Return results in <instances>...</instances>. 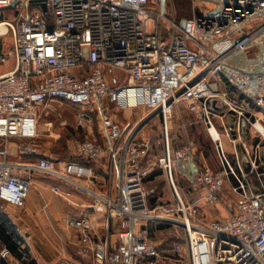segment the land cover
<instances>
[{
    "label": "built area",
    "instance_id": "built-area-1",
    "mask_svg": "<svg viewBox=\"0 0 264 264\" xmlns=\"http://www.w3.org/2000/svg\"><path fill=\"white\" fill-rule=\"evenodd\" d=\"M34 1L0 0V64L13 61L0 75V140L20 139L21 155L37 154L26 141L45 132L43 113L61 103L78 110V126L99 121L104 142L79 141L68 160L17 164L0 147L4 219L8 206L26 207L35 174L56 180L52 192L72 204L73 192L61 183L93 197L80 216L65 219L79 233L80 260L69 259L65 250L54 263H22L164 264L150 237V224L165 219L157 214L163 211L183 226L190 264H264V0H192V16L182 19L170 13V0ZM43 5L46 12L37 9ZM8 10L12 18L4 17ZM9 34L13 45L5 49ZM181 106L212 139L218 170L199 162L195 141L172 148V121ZM142 108L148 113L140 120H118ZM156 118L165 151L152 158L142 127ZM157 171L167 175L177 211L150 207L156 190L146 181ZM178 175L206 206L224 200L226 216L198 222V201H183ZM107 178L111 188L99 192L82 183ZM225 187L231 196L223 199ZM177 214L182 221L171 217ZM183 246L174 247L180 257ZM11 255L4 248L2 257Z\"/></svg>",
    "mask_w": 264,
    "mask_h": 264
},
{
    "label": "rangeland",
    "instance_id": "rangeland-1",
    "mask_svg": "<svg viewBox=\"0 0 264 264\" xmlns=\"http://www.w3.org/2000/svg\"><path fill=\"white\" fill-rule=\"evenodd\" d=\"M193 4L192 0H170L169 10L177 19L187 18L193 14ZM37 7L38 10H43L41 7ZM14 14V11L8 10L4 13V17L12 18ZM2 45L5 49L12 47V34L3 38ZM12 66L13 61L5 65L0 64V74ZM133 113L135 116H132V114L130 119H128V117L127 119H122V117H120L118 120L120 122H126L128 120L137 121L143 118L148 113V110L142 108ZM77 114L78 110L69 105L61 103L53 105L52 110L44 112L40 120V124L44 126L43 128L46 130L50 129V131L46 132L45 130V132L35 140L33 145L39 149L41 148L39 146H42L47 152L46 155L64 161L70 159V157L74 155V147L77 142L86 140L99 141L101 139V141H104L101 135V125L99 121L96 120L91 125L81 127L78 126ZM126 114L127 113L123 115ZM228 122L229 125L233 124L234 120L232 116H229ZM49 124L52 125L51 128L48 126ZM216 124L220 129L217 121ZM142 129V135L152 142V158L161 156L165 151V137L161 120L159 118L149 120ZM189 141H195L198 148V160L201 164L219 169L214 143L205 127L199 122H196L193 115H191L185 107L181 106L176 108L174 113L171 130V146L174 150H178ZM242 156L244 158L243 153ZM37 180H39L41 184H38L39 186L36 188L33 185L34 188L32 190L36 194L34 200L37 199L40 203L37 211H40L43 215L45 213L50 217L52 222L54 221L53 227L49 229L51 234H49L47 230H43L42 241L37 242L35 236L36 233L40 231L37 222L33 219H27V207L25 209H16L15 217L12 218L11 215L10 217L8 215L6 225L4 228H0V264H23L22 259H26V263L37 261L45 262L47 261L45 258H52L55 254H59L61 258L64 254L63 252L69 245L74 249L78 247L80 238L79 233L76 229L68 227L65 219L70 214L80 216L84 212L85 208L83 207L90 205L93 200L92 195L86 191H76L71 185L61 183L60 185L63 189L73 192L74 196L71 200L75 204H72L64 198L56 196L52 192L51 187L55 182L53 178L40 175L37 177ZM175 181L180 195L187 205H194V203L198 201L197 206L200 211L199 215L196 217L198 222L201 224H208L213 220L223 219V217L226 216L224 200L218 204L206 206L203 201L199 200V194L189 189V183L184 177L178 175L175 177ZM109 182V178H107L105 182H95L94 185H89L86 182L82 183L91 191L99 192L100 190L111 188ZM146 186L148 189L156 190L149 202L152 209L157 206H165L170 209H176L177 211L179 200L174 194L167 175L163 171H157L151 175L146 181ZM226 196H231V192L225 187L221 197L224 199ZM77 204H79V206H77ZM45 205H48L47 210L44 209ZM50 211L54 214H51ZM157 214L164 216L165 219L161 220V218H159L150 224V237L152 242L159 247L163 257H165L163 260L164 264H190L189 248L187 246L186 233L183 226L168 221L163 211L157 212ZM93 217L96 219L97 215ZM171 217H175L178 221H182L183 215L177 214ZM35 239L37 244L34 242ZM178 244L184 245L181 257L174 251V247ZM4 248L9 249L12 253L11 257L8 259L2 257ZM41 255L44 256V258H41Z\"/></svg>",
    "mask_w": 264,
    "mask_h": 264
},
{
    "label": "crops",
    "instance_id": "crops-1",
    "mask_svg": "<svg viewBox=\"0 0 264 264\" xmlns=\"http://www.w3.org/2000/svg\"><path fill=\"white\" fill-rule=\"evenodd\" d=\"M12 68H13V66L11 68H8V69L4 70L3 73H5L6 71L11 70ZM3 73H1V74H3ZM131 115L132 116H135L134 113L127 112L126 115H122L120 117H122V119H127V117H128V119H130L131 118L130 117ZM41 127L43 128L44 126H41ZM101 140H99L98 142L99 143H103L104 141H101ZM34 142H32V141L31 142L30 141H26V143L27 144H30V145H32ZM4 146H6L8 148L9 153H10L9 161L11 163H13V164H17V163H28V162H31V161H37L39 158H42V157H51V156L46 155L47 152H46V150H44V148L42 146H39V147H41L40 149L37 147L38 148V153L37 154L31 155V156H29V155H21V140L20 139H17V138H12V139H9L8 141H1L0 140V147H4ZM51 158H53V157H51ZM81 162H84V161L81 160ZM96 169H97V171L99 173H103L104 172L103 171L104 170L103 169V165H100V166L96 167ZM216 170H218V169H216ZM39 176L40 175H38V174H35L34 175V187L35 188L37 186H39L38 184H41L39 182V180H37V177H39ZM101 178H103V174H102V177ZM99 182H101V180L98 181V183ZM54 183H56V180H55ZM35 195L36 194L32 190L31 193H30V197H29V199L27 201V205H26V207H27V210H26L27 215H26V217H27V219H33L35 222H37L40 231H38V233H36L35 238L37 239V242H41L42 241V238H43V230H47L49 232V234H51L49 229H50V227H53V222L54 221L52 222L50 220V217L48 215H46L45 213L43 215V213H41L40 211L39 212L37 211L39 209L40 203L37 201V199L34 200ZM15 212H16V208L11 207V206H8L6 213H7V215H9V217L11 215L12 218H14L15 217ZM56 212H58V211H56ZM50 213L51 214H54L51 211H50ZM89 214L91 216L93 215V213L91 211H89ZM51 217H52V215H51ZM5 220H7V219H4L3 217L0 216V228H4L3 226L6 223ZM56 224H57V221H56ZM36 239L34 241L35 243H36ZM64 249H66V248H64ZM66 251H67V257L69 259L80 260V257L77 255V248L74 249V248L70 247V245H69L67 247ZM42 257L44 258V256L41 255V258ZM59 258H60L59 254H57V255L55 254L52 258H45V260H47L45 262L54 263V262L58 261Z\"/></svg>",
    "mask_w": 264,
    "mask_h": 264
},
{
    "label": "water",
    "instance_id": "water-1",
    "mask_svg": "<svg viewBox=\"0 0 264 264\" xmlns=\"http://www.w3.org/2000/svg\"><path fill=\"white\" fill-rule=\"evenodd\" d=\"M40 1L39 0H36V1H34V3H39ZM43 10H44V12H46L47 11V7L45 6V5H43ZM156 116V114H154L151 118H153V117H155ZM150 118V119H151Z\"/></svg>",
    "mask_w": 264,
    "mask_h": 264
},
{
    "label": "bare ground",
    "instance_id": "bare-ground-1",
    "mask_svg": "<svg viewBox=\"0 0 264 264\" xmlns=\"http://www.w3.org/2000/svg\"><path fill=\"white\" fill-rule=\"evenodd\" d=\"M1 31H5V28L3 26L0 28V32Z\"/></svg>",
    "mask_w": 264,
    "mask_h": 264
},
{
    "label": "trees",
    "instance_id": "trees-1",
    "mask_svg": "<svg viewBox=\"0 0 264 264\" xmlns=\"http://www.w3.org/2000/svg\"><path fill=\"white\" fill-rule=\"evenodd\" d=\"M71 158V157H70ZM76 160H79V161H81L80 159H78V158H76Z\"/></svg>",
    "mask_w": 264,
    "mask_h": 264
}]
</instances>
